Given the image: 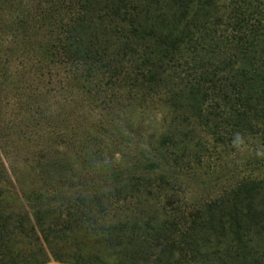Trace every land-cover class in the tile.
Returning <instances> with one entry per match:
<instances>
[{
  "label": "trees",
  "instance_id": "16d2710c",
  "mask_svg": "<svg viewBox=\"0 0 264 264\" xmlns=\"http://www.w3.org/2000/svg\"><path fill=\"white\" fill-rule=\"evenodd\" d=\"M14 56L38 76L63 69L84 100L108 104L125 86L128 97L165 96L170 118L141 153L144 172L115 192L162 196V215L109 226L110 263L92 264H264V0H0V65ZM204 134L223 149L250 143L252 155L212 195L170 201L179 176L197 175ZM84 209L80 197L46 229L83 227ZM8 214L0 210V245L35 226L45 233L40 209L28 229Z\"/></svg>",
  "mask_w": 264,
  "mask_h": 264
},
{
  "label": "rangeland",
  "instance_id": "374dc122",
  "mask_svg": "<svg viewBox=\"0 0 264 264\" xmlns=\"http://www.w3.org/2000/svg\"><path fill=\"white\" fill-rule=\"evenodd\" d=\"M22 60L14 56L0 65V189L6 196L0 199V210L9 213L10 226L22 217L28 229L27 219L33 222V213L40 209L48 240L37 226L28 232L30 236L13 232L0 245V264H92L96 257L110 263L109 237L114 231L109 226L155 220L166 203L156 194H144L140 200L115 195L117 189L124 192L131 176L144 172L141 153L146 155L156 145L152 134L170 118L165 96L138 89L128 97L125 86L108 104L84 100L75 87L64 86L63 69L38 76L27 71L28 64L22 70ZM202 136L206 149L201 161L191 160L197 175L179 176L175 184L179 191H169L170 201L212 195L223 186L225 176L232 169H243L244 157L252 155L250 143L223 149L213 145L210 135ZM189 146L198 147L193 141ZM153 175L147 176L153 179ZM80 197L86 211L83 227H62L58 234L48 231V222L51 229L60 226L53 218L59 209L73 207Z\"/></svg>",
  "mask_w": 264,
  "mask_h": 264
},
{
  "label": "crops",
  "instance_id": "0c3cea01",
  "mask_svg": "<svg viewBox=\"0 0 264 264\" xmlns=\"http://www.w3.org/2000/svg\"><path fill=\"white\" fill-rule=\"evenodd\" d=\"M41 264H55L54 262H46V263H41Z\"/></svg>",
  "mask_w": 264,
  "mask_h": 264
}]
</instances>
